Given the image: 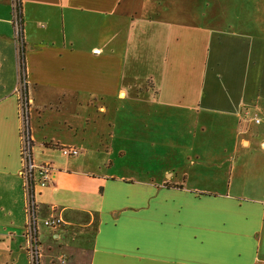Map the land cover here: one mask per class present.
<instances>
[{
  "label": "crops",
  "instance_id": "0c3cea01",
  "mask_svg": "<svg viewBox=\"0 0 264 264\" xmlns=\"http://www.w3.org/2000/svg\"><path fill=\"white\" fill-rule=\"evenodd\" d=\"M13 1L0 264H30L16 40L31 158L53 167L34 188L37 264H264V0H18L17 38Z\"/></svg>",
  "mask_w": 264,
  "mask_h": 264
},
{
  "label": "built area",
  "instance_id": "2783aa9c",
  "mask_svg": "<svg viewBox=\"0 0 264 264\" xmlns=\"http://www.w3.org/2000/svg\"><path fill=\"white\" fill-rule=\"evenodd\" d=\"M12 4V19L14 28L16 30V38L19 34L18 17L16 15V2ZM18 50L20 48L19 40ZM23 72L19 68V80L14 87V93L17 96L18 115L21 119L20 126V177L23 180V189L25 195V212L27 214V221L25 225V247L28 252L30 264H37L38 260V244H37V219L35 215L36 204L34 201V188L36 186H49L53 181V167L50 163L44 162L36 164L31 158V138L28 130V116L30 101L25 93V80ZM255 123L264 121V117L255 116L253 118ZM60 151L67 157L76 156L79 149L76 146H59ZM45 226H55L61 223V219L54 217L51 219H44L42 221Z\"/></svg>",
  "mask_w": 264,
  "mask_h": 264
},
{
  "label": "trees",
  "instance_id": "16d2710c",
  "mask_svg": "<svg viewBox=\"0 0 264 264\" xmlns=\"http://www.w3.org/2000/svg\"><path fill=\"white\" fill-rule=\"evenodd\" d=\"M16 15L18 17V25H19V34H20V31H21V13H20V4H19V1L16 2ZM23 48L20 47L19 48V53H20V69H21V72L24 71V63H23V55H22V51Z\"/></svg>",
  "mask_w": 264,
  "mask_h": 264
},
{
  "label": "rangeland",
  "instance_id": "374dc122",
  "mask_svg": "<svg viewBox=\"0 0 264 264\" xmlns=\"http://www.w3.org/2000/svg\"><path fill=\"white\" fill-rule=\"evenodd\" d=\"M42 113H43V110L39 111V113H38V114L40 115L39 117H41ZM31 123H32V120H31ZM40 124H41V120H40ZM41 126H42V125H41ZM38 128H39V127H36V129H38ZM56 152H57V153L59 152L60 154H62L60 150H59V151H56ZM56 152H55V154H57ZM59 153H58V154H59Z\"/></svg>",
  "mask_w": 264,
  "mask_h": 264
}]
</instances>
